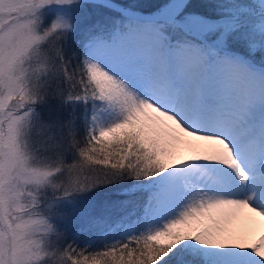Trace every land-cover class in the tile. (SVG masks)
Segmentation results:
<instances>
[{
  "label": "snow or ice",
  "instance_id": "obj_1",
  "mask_svg": "<svg viewBox=\"0 0 264 264\" xmlns=\"http://www.w3.org/2000/svg\"><path fill=\"white\" fill-rule=\"evenodd\" d=\"M245 210L264 0H0V264H264Z\"/></svg>",
  "mask_w": 264,
  "mask_h": 264
},
{
  "label": "bare ground",
  "instance_id": "obj_2",
  "mask_svg": "<svg viewBox=\"0 0 264 264\" xmlns=\"http://www.w3.org/2000/svg\"><path fill=\"white\" fill-rule=\"evenodd\" d=\"M181 155H187L188 151L184 146H181L180 150ZM262 220L260 217L255 216V214L245 212L241 215L239 220L236 222V228L238 231V238L235 241H229L230 243L233 242H242V243H252L258 242V237L261 231L264 229L262 227ZM264 233V231H263Z\"/></svg>",
  "mask_w": 264,
  "mask_h": 264
},
{
  "label": "rangeland",
  "instance_id": "obj_3",
  "mask_svg": "<svg viewBox=\"0 0 264 264\" xmlns=\"http://www.w3.org/2000/svg\"><path fill=\"white\" fill-rule=\"evenodd\" d=\"M115 2L120 3V2H123V0H117V1L115 0ZM127 2H135V3H138V4L142 5L144 8H146V7L151 6L154 2H156V0H127ZM212 2H213V0H194V3L198 4L199 7H205L206 5H208V4L212 3ZM247 2L258 3V0H247ZM107 194H110V191L109 192H105V195H107ZM110 195L112 197L110 199H115V197L112 194H110ZM95 199L98 202H103L102 198L100 197V191L95 194ZM262 227H264V222L262 223ZM263 231H264V229L261 231V233H263ZM88 235H90V234H86V235L80 236L78 242L82 243L85 239L88 238ZM81 237H82V241H80ZM97 243H99V241H97Z\"/></svg>",
  "mask_w": 264,
  "mask_h": 264
},
{
  "label": "trees",
  "instance_id": "obj_4",
  "mask_svg": "<svg viewBox=\"0 0 264 264\" xmlns=\"http://www.w3.org/2000/svg\"><path fill=\"white\" fill-rule=\"evenodd\" d=\"M160 2H161V0H156V2H154L152 5H155V4L160 3ZM151 6H149V7H151ZM149 7H146L145 9H147ZM109 191H110V194H112L111 193L113 191L112 189H107V190H101L100 191V197L102 198L103 201L112 198L110 194L105 195V192H109ZM80 241H82V237L80 238Z\"/></svg>",
  "mask_w": 264,
  "mask_h": 264
}]
</instances>
